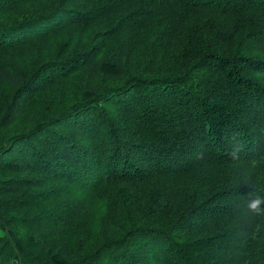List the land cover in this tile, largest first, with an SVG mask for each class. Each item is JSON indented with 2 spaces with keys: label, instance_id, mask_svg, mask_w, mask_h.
I'll use <instances>...</instances> for the list:
<instances>
[{
  "label": "trees",
  "instance_id": "1",
  "mask_svg": "<svg viewBox=\"0 0 264 264\" xmlns=\"http://www.w3.org/2000/svg\"><path fill=\"white\" fill-rule=\"evenodd\" d=\"M250 192L264 0H0V264H264Z\"/></svg>",
  "mask_w": 264,
  "mask_h": 264
},
{
  "label": "clouds",
  "instance_id": "2",
  "mask_svg": "<svg viewBox=\"0 0 264 264\" xmlns=\"http://www.w3.org/2000/svg\"><path fill=\"white\" fill-rule=\"evenodd\" d=\"M232 141L234 142L231 155L238 157L240 152L243 151V141L239 140L238 137L233 136ZM264 196L249 193V199L246 201L247 209L253 214L264 216Z\"/></svg>",
  "mask_w": 264,
  "mask_h": 264
},
{
  "label": "rangeland",
  "instance_id": "3",
  "mask_svg": "<svg viewBox=\"0 0 264 264\" xmlns=\"http://www.w3.org/2000/svg\"><path fill=\"white\" fill-rule=\"evenodd\" d=\"M21 19H23V18H21ZM21 21V20H20ZM19 21V22H20ZM71 92V91H70ZM70 97H71V94H70ZM117 190V192H120L119 191V189L117 188L116 189ZM76 227H79V228H81V229H77ZM87 228H88V223H84L83 225H74V237L75 238H77L78 239V241H76V242H78V243H80L81 244V247H82V245L86 248V249H88L90 246H92V237H90V232H87ZM112 230H114V232H118V234H121L118 230H117V228L116 227H112L111 228ZM59 231H64V230H66V228L63 226V225H60V227H59V229H58ZM121 230V229H120ZM111 231V230H110ZM109 231V232H110Z\"/></svg>",
  "mask_w": 264,
  "mask_h": 264
}]
</instances>
